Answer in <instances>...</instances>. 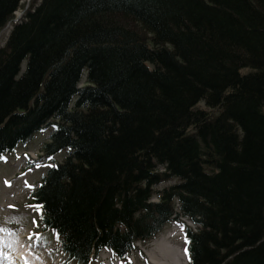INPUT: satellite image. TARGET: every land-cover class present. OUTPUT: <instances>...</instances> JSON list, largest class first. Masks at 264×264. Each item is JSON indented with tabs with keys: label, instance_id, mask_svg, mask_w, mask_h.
Returning a JSON list of instances; mask_svg holds the SVG:
<instances>
[{
	"label": "trees",
	"instance_id": "trees-1",
	"mask_svg": "<svg viewBox=\"0 0 264 264\" xmlns=\"http://www.w3.org/2000/svg\"><path fill=\"white\" fill-rule=\"evenodd\" d=\"M9 33L0 161L50 130L30 197L67 262L180 222L189 264H264V0H41Z\"/></svg>",
	"mask_w": 264,
	"mask_h": 264
},
{
	"label": "rangeland",
	"instance_id": "rangeland-1",
	"mask_svg": "<svg viewBox=\"0 0 264 264\" xmlns=\"http://www.w3.org/2000/svg\"><path fill=\"white\" fill-rule=\"evenodd\" d=\"M40 1L22 0L13 21L0 29V47L6 43L11 26L23 19L33 3ZM200 106L205 108V103L201 102ZM49 135L50 130L39 132L31 143L19 146L0 163V240L17 244L30 254L25 264H74L66 261L54 236L41 231V211L31 202L30 197L51 164L42 161L30 166L29 163L42 155V147ZM58 160L62 161L63 155H59ZM188 224L194 226L191 222ZM165 246L176 248L182 257V264H189L188 241L185 227L180 222L166 226L147 244L138 243L137 249L126 260H120L112 251L105 249L91 264H156V261L162 260L160 250H164ZM161 263L168 264V261Z\"/></svg>",
	"mask_w": 264,
	"mask_h": 264
},
{
	"label": "bare ground",
	"instance_id": "bare-ground-1",
	"mask_svg": "<svg viewBox=\"0 0 264 264\" xmlns=\"http://www.w3.org/2000/svg\"><path fill=\"white\" fill-rule=\"evenodd\" d=\"M166 247L167 246H165L164 250H160L161 256L163 257H160L162 258V260L160 259V261L156 259L158 260L156 261V264H162L161 261H168V264H182V257L179 255L178 250H176V248L173 249L172 246V248ZM29 255L26 253V251H24V249H22L17 244L15 245L13 243H7L5 241L0 240V264H25L26 260L29 259ZM184 257L186 258V255H184Z\"/></svg>",
	"mask_w": 264,
	"mask_h": 264
}]
</instances>
